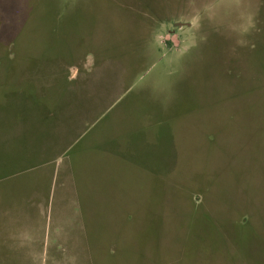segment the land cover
Returning <instances> with one entry per match:
<instances>
[{
    "label": "rangeland",
    "instance_id": "374dc122",
    "mask_svg": "<svg viewBox=\"0 0 264 264\" xmlns=\"http://www.w3.org/2000/svg\"><path fill=\"white\" fill-rule=\"evenodd\" d=\"M0 264H264V0H0Z\"/></svg>",
    "mask_w": 264,
    "mask_h": 264
}]
</instances>
